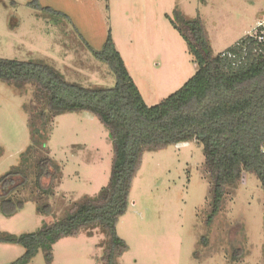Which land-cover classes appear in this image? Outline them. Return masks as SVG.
Instances as JSON below:
<instances>
[{"label": "rangeland", "instance_id": "rangeland-1", "mask_svg": "<svg viewBox=\"0 0 264 264\" xmlns=\"http://www.w3.org/2000/svg\"><path fill=\"white\" fill-rule=\"evenodd\" d=\"M33 0H0V57L43 61L68 81L110 88L114 77L85 45L100 49L110 33L145 103L155 105L178 90L197 70L186 41L171 25L175 11L200 17L213 53H221L264 20V0H36L68 15L70 22L33 7ZM34 87L0 81V176H14L15 204L0 206V237L36 232L61 218L82 197H96L107 183L112 155L108 129L85 111L48 114L34 144L29 122L40 126ZM57 163L53 177L35 186L36 158ZM209 173L196 140L146 151L117 223L128 249L117 264H264V190L245 172L229 188L222 209L210 213ZM41 189H49L45 194ZM49 205L47 215L37 206ZM204 238L205 241H204ZM101 227L84 229L52 245L27 264H103ZM24 248L0 241V264H11Z\"/></svg>", "mask_w": 264, "mask_h": 264}, {"label": "trees", "instance_id": "trees-1", "mask_svg": "<svg viewBox=\"0 0 264 264\" xmlns=\"http://www.w3.org/2000/svg\"><path fill=\"white\" fill-rule=\"evenodd\" d=\"M32 2L33 7L70 22L64 12ZM169 19L186 41L197 70L155 105L145 103L110 33L100 49L85 42L92 56L113 75L115 82L110 88L68 81L43 61L0 57V81L17 88L32 85L34 107L43 106L38 111L40 126L31 121L28 125L34 144L43 146L37 137L45 131L46 109L52 117L79 111L93 114L108 129L112 145L108 180L96 197L73 202L61 218L43 223L36 232L0 237V241L19 243L24 248L11 264H27L39 249L50 263L54 243L94 226L101 227L105 234L102 263L117 264L128 245L117 234L116 226L128 208L132 181L146 151L191 140L202 144L211 182L206 224L219 214L227 190L235 187L245 172L254 174L264 190V45H256L250 36H244L215 54L200 17L187 18L175 11ZM35 160V186L41 188V178L53 177L58 166L47 155ZM18 172L12 168L0 176V206L4 208L18 199L13 194ZM41 191L49 193V189ZM37 209L47 215L51 212L49 205Z\"/></svg>", "mask_w": 264, "mask_h": 264}, {"label": "built area", "instance_id": "built-area-1", "mask_svg": "<svg viewBox=\"0 0 264 264\" xmlns=\"http://www.w3.org/2000/svg\"><path fill=\"white\" fill-rule=\"evenodd\" d=\"M245 36H250L256 45H264V20L259 21L253 28L252 32ZM256 50V49H255Z\"/></svg>", "mask_w": 264, "mask_h": 264}]
</instances>
